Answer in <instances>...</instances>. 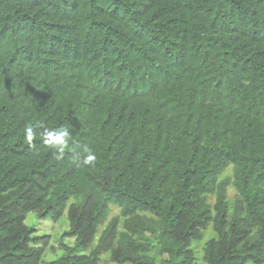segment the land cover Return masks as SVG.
I'll use <instances>...</instances> for the list:
<instances>
[{"label": "trees", "instance_id": "16d2710c", "mask_svg": "<svg viewBox=\"0 0 264 264\" xmlns=\"http://www.w3.org/2000/svg\"><path fill=\"white\" fill-rule=\"evenodd\" d=\"M210 228L204 264H264V0H0V264H195Z\"/></svg>", "mask_w": 264, "mask_h": 264}, {"label": "rangeland", "instance_id": "374dc122", "mask_svg": "<svg viewBox=\"0 0 264 264\" xmlns=\"http://www.w3.org/2000/svg\"><path fill=\"white\" fill-rule=\"evenodd\" d=\"M231 173V169H228L227 174ZM230 197L233 198L235 195V190L230 188L229 190ZM120 214V210L117 207H113L110 217L117 216ZM25 223L30 227H35L37 229V235H48L51 237V242L49 247L46 250L44 260L46 262H52L57 258L61 257L64 254V250L60 247L61 238L63 235L69 230V222L67 218V213H65L57 222L53 221L52 219H40L38 218L36 213H30L26 217ZM104 227L100 228L99 234L92 245V247L97 245L98 238L102 233ZM215 234L213 230L210 228L208 231L205 232L204 238L201 241H197L193 245V249L196 254V262L195 264H204L202 260V250L206 242L214 237ZM65 242L71 246L75 245L76 240L73 238H66ZM90 248V250L92 249ZM90 250L84 252L89 253ZM100 264H114L111 261L110 254L106 253L101 256Z\"/></svg>", "mask_w": 264, "mask_h": 264}, {"label": "clouds", "instance_id": "9594fccd", "mask_svg": "<svg viewBox=\"0 0 264 264\" xmlns=\"http://www.w3.org/2000/svg\"><path fill=\"white\" fill-rule=\"evenodd\" d=\"M29 140H31V136H29Z\"/></svg>", "mask_w": 264, "mask_h": 264}]
</instances>
